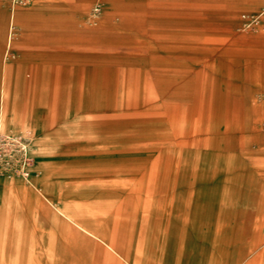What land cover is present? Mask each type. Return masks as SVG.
Wrapping results in <instances>:
<instances>
[{
  "label": "rangeland",
  "instance_id": "374dc122",
  "mask_svg": "<svg viewBox=\"0 0 264 264\" xmlns=\"http://www.w3.org/2000/svg\"><path fill=\"white\" fill-rule=\"evenodd\" d=\"M263 9L0 0V264H264Z\"/></svg>",
  "mask_w": 264,
  "mask_h": 264
},
{
  "label": "bare ground",
  "instance_id": "6f19581e",
  "mask_svg": "<svg viewBox=\"0 0 264 264\" xmlns=\"http://www.w3.org/2000/svg\"><path fill=\"white\" fill-rule=\"evenodd\" d=\"M263 16H264V9H263V12L259 15V17L261 18ZM10 22H13V13L12 12H11V16H10ZM11 31H12V28H11ZM10 34L11 33L9 32V36H8V39H7V46L8 47L10 46V44H9ZM37 74H36V76H37ZM3 84H4V82H3ZM4 98H5V92H4V87H2V90L0 91V136L1 137H4L6 139V142L5 143L7 145H9L10 147L12 146V148H15L16 147L19 150L18 153H22L23 155H26L27 156L28 155V148H27L26 145H24L23 143H21L20 138L22 136H24L25 134H27L30 130L27 129V127L23 123H21V122H19L17 120H13L11 122H8L7 121L6 112H5V106H4ZM14 144H16V146ZM53 208L61 216V219H62L63 222L71 221L67 217V215L65 213L60 212L58 210V207L53 206ZM71 222L75 226H77L78 228H80L81 230H83L85 233H87V235H89L92 238H94L98 242V248L101 249V251L105 252L109 256L111 254H115L118 257L122 258L118 254V252H117L118 250H117L116 246L114 244H112L111 242H109L107 239H105L103 236L98 235L96 233H93L91 231V229H89V228H87V227H85L83 225H80L79 223H76L75 221H71ZM123 260H125V259H123ZM127 263H129V262H127Z\"/></svg>",
  "mask_w": 264,
  "mask_h": 264
},
{
  "label": "crops",
  "instance_id": "0c3cea01",
  "mask_svg": "<svg viewBox=\"0 0 264 264\" xmlns=\"http://www.w3.org/2000/svg\"><path fill=\"white\" fill-rule=\"evenodd\" d=\"M6 45H7V42H6ZM2 72V71H1ZM39 192H41V193H39ZM39 192H37L38 193V196H39V200H40V202H41V205H42V208H43V210L45 211V212H50V213H53V212H55L56 214H58V212L53 208V206H56V207H58V210L60 211V212H63V213H65L66 215H67V217L71 220V221H75L76 223H79L80 225H83V226H85V227H87V228H89V229H91V231L93 232V233H96V234H98V235H100L98 232V229H97V227H91V226H89V225H86V224H83V223H81V222H79V221H77V220H75V219H73V218H71L64 210H63V208H61L60 207V205L57 203V202H54L53 201V199L47 194V193H45V192H43V191H39ZM58 216L60 217V222H61V225H62V227H61V233H64L65 234V228H66V226H67V224H70L71 226H73L74 228H76L79 232H81L82 234H84L85 236H87V237H90L91 239H93L94 240V242H95V247L96 248H98V242L94 239V238H92L91 236H89V235H87V233H85L83 230H81L80 228H78L77 226H75L71 221H66V222H63L62 221V219H61V216L58 214ZM122 259V258H121ZM111 260V262H112V264H114V259L112 260V258L110 259ZM123 260V259H122ZM124 262H125V264H130V263H127L125 260H123Z\"/></svg>",
  "mask_w": 264,
  "mask_h": 264
},
{
  "label": "built area",
  "instance_id": "2783aa9c",
  "mask_svg": "<svg viewBox=\"0 0 264 264\" xmlns=\"http://www.w3.org/2000/svg\"><path fill=\"white\" fill-rule=\"evenodd\" d=\"M252 25V23L250 24H246L245 26L247 27V28H249L250 26Z\"/></svg>",
  "mask_w": 264,
  "mask_h": 264
}]
</instances>
